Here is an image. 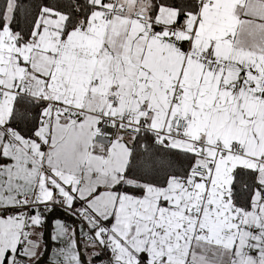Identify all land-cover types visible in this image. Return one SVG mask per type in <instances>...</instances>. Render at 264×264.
<instances>
[{
  "label": "snow or ice",
  "instance_id": "6c2138e0",
  "mask_svg": "<svg viewBox=\"0 0 264 264\" xmlns=\"http://www.w3.org/2000/svg\"><path fill=\"white\" fill-rule=\"evenodd\" d=\"M57 207L48 264H264V0H0V264Z\"/></svg>",
  "mask_w": 264,
  "mask_h": 264
},
{
  "label": "crops",
  "instance_id": "0c3cea01",
  "mask_svg": "<svg viewBox=\"0 0 264 264\" xmlns=\"http://www.w3.org/2000/svg\"><path fill=\"white\" fill-rule=\"evenodd\" d=\"M59 219L61 221H63L65 224H68L69 221L67 220V216L65 215V212L61 211V210H55L52 213H50L47 216L45 225L42 229V252L44 253V255H42V259L39 260L38 264H48V257L49 255L52 254V250L54 247H59L58 244L54 243L51 239L52 236V232H53V221ZM73 228H75L76 230V239L79 242L80 241V232H79V224H73ZM48 242V245H47ZM80 249H81V255H84L83 253V245L82 243L79 245Z\"/></svg>",
  "mask_w": 264,
  "mask_h": 264
},
{
  "label": "trees",
  "instance_id": "16d2710c",
  "mask_svg": "<svg viewBox=\"0 0 264 264\" xmlns=\"http://www.w3.org/2000/svg\"><path fill=\"white\" fill-rule=\"evenodd\" d=\"M44 2H48V0H44ZM19 3L22 4L25 9L32 8L34 10L35 6L41 3V0H19ZM26 23V20H21V26Z\"/></svg>",
  "mask_w": 264,
  "mask_h": 264
},
{
  "label": "built area",
  "instance_id": "2783aa9c",
  "mask_svg": "<svg viewBox=\"0 0 264 264\" xmlns=\"http://www.w3.org/2000/svg\"><path fill=\"white\" fill-rule=\"evenodd\" d=\"M61 210V211H63V209H61V208H59V207H57L55 210ZM55 210H53V211H55ZM52 211V212H53ZM51 212V213H52ZM64 212V211H63ZM49 214H47V216H48ZM65 215L67 216V220L69 221V223L67 224V225H69L70 226V230H71V228H73V224H79V220H78V218L76 217V216H69L68 214H66L65 213ZM77 238V237H76Z\"/></svg>",
  "mask_w": 264,
  "mask_h": 264
},
{
  "label": "water",
  "instance_id": "95a60500",
  "mask_svg": "<svg viewBox=\"0 0 264 264\" xmlns=\"http://www.w3.org/2000/svg\"><path fill=\"white\" fill-rule=\"evenodd\" d=\"M47 245H48V242H47ZM41 259H42V258H41ZM41 259H40V260H41Z\"/></svg>",
  "mask_w": 264,
  "mask_h": 264
}]
</instances>
